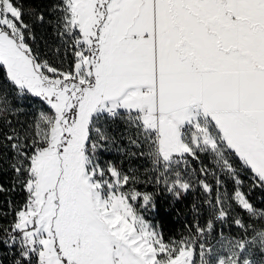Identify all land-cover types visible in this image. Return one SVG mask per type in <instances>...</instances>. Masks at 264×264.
<instances>
[{"label": "snow or ice", "instance_id": "snow-or-ice-1", "mask_svg": "<svg viewBox=\"0 0 264 264\" xmlns=\"http://www.w3.org/2000/svg\"><path fill=\"white\" fill-rule=\"evenodd\" d=\"M255 189L264 0H0V264H264Z\"/></svg>", "mask_w": 264, "mask_h": 264}, {"label": "trees", "instance_id": "trees-1", "mask_svg": "<svg viewBox=\"0 0 264 264\" xmlns=\"http://www.w3.org/2000/svg\"><path fill=\"white\" fill-rule=\"evenodd\" d=\"M27 6L31 0H22ZM42 30L37 29V41L40 43L41 48H43V40H41ZM44 39L51 40L48 35L44 36ZM122 126H118L116 132L119 133ZM117 145H114L110 152L105 153V158L116 162H119L122 157L116 151ZM205 163H208L207 157H201ZM127 161L125 160V166H127ZM135 166H141L144 164L142 160H133L131 162ZM195 163V162H193ZM3 182L8 183V175L3 176ZM148 191H152L151 187L147 188ZM229 190H231V184L229 182ZM244 190L249 191L247 182H245ZM249 198L257 207H264V191L259 189L251 190L249 193ZM14 199L19 201L21 196L14 194ZM201 195L199 191H193L188 193L187 196L173 203L171 197L166 195L157 196V204L159 210L156 213L150 214L149 218L153 220L154 223L161 226L164 230L165 236L178 235L185 230V226L190 224L193 220V203H199ZM201 223H203V217L201 218ZM218 227H221L218 225ZM225 231H228L225 227ZM234 231V229H233Z\"/></svg>", "mask_w": 264, "mask_h": 264}]
</instances>
